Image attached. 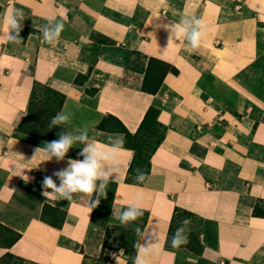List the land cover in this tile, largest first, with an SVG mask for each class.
<instances>
[{"label": "crops", "instance_id": "0c3cea01", "mask_svg": "<svg viewBox=\"0 0 264 264\" xmlns=\"http://www.w3.org/2000/svg\"><path fill=\"white\" fill-rule=\"evenodd\" d=\"M0 6V227L21 234L9 244L0 233V263L10 252L30 264H96L106 226L136 204L147 214L139 243L155 245L148 264H264V96L244 75L262 56L264 0H0ZM13 9L23 11V27L31 29L19 43L6 39L4 18ZM192 16L205 25L199 48L185 37L169 45L170 26ZM60 21L59 38L44 43L43 28ZM151 58L178 70L154 92L144 90L157 84L149 80ZM35 81L66 97L58 113L69 116L60 124L74 143L60 162L43 151L51 141L17 131ZM151 106L159 109L164 139L144 181L128 183L134 151L121 146L123 133L99 124L114 116L136 133ZM85 133L86 142L75 139ZM88 144L118 152L114 164L102 161V171L115 168L106 196L45 198L44 176L59 185L53 173L69 159L83 160ZM95 199L100 203L91 208ZM46 206L65 213L61 226L44 219L53 210ZM176 207L202 220L200 254L181 257L168 246ZM119 254L105 264H117ZM120 264H127L123 253Z\"/></svg>", "mask_w": 264, "mask_h": 264}, {"label": "clouds", "instance_id": "9594fccd", "mask_svg": "<svg viewBox=\"0 0 264 264\" xmlns=\"http://www.w3.org/2000/svg\"><path fill=\"white\" fill-rule=\"evenodd\" d=\"M23 19L24 14L21 9H13L5 15L4 23L8 29L6 39L9 42L19 43L22 41L20 38V32L23 28ZM193 24H195L196 27H192ZM63 29L64 23L62 21L57 22L52 27L45 26L43 28V42L52 44L57 38H59ZM204 29L205 25L202 19L195 16L184 18L182 22L175 23L170 26L169 45L171 44L173 37H175V39L185 37L189 41L191 49L195 51L201 44V40L205 34ZM68 120L69 116L65 114L64 110H62L52 119L49 127L57 123H65ZM75 139L84 143L88 140V137L85 133L75 137ZM73 143V137L61 134L58 140L46 142V147L43 151L49 155L51 159L54 157L56 162H60L64 160L69 149L73 146ZM123 143L124 140L121 141V146ZM39 151H41L40 148L35 150L36 153ZM80 154L84 157L83 160L69 159L68 167L66 169L53 173V175L59 179V185H57L51 176H44L42 180V195L45 198L54 196L57 199L67 200L70 202L73 200L74 194L77 193H83L91 197L94 192H98L99 194L106 196V188L110 182V178L114 174L115 168L110 167L108 170L102 171V161L108 164H114L118 156V152L101 151L92 144H88L87 147L81 150ZM136 172V180L138 182H143L145 174L139 169H137ZM97 181H100L99 187L97 186ZM49 189L51 191H49ZM99 203V199L92 200L90 207L95 208L99 205ZM142 215L143 211L138 207V205L130 204L120 213L118 218L121 225H127L132 221H136L137 218ZM182 223L186 225L189 224L190 221L185 218ZM137 233L140 234L139 228H137ZM188 242L189 238L185 229L183 227L177 228L172 237L171 246L178 249L182 245H186ZM134 247L136 248L137 253L134 264H148L147 257L152 252L155 245L151 241H147L145 244L137 242ZM122 252L123 250H121L119 255L114 256L117 264H120V255Z\"/></svg>", "mask_w": 264, "mask_h": 264}, {"label": "rangeland", "instance_id": "374dc122", "mask_svg": "<svg viewBox=\"0 0 264 264\" xmlns=\"http://www.w3.org/2000/svg\"><path fill=\"white\" fill-rule=\"evenodd\" d=\"M31 32V29L23 27L22 31L20 32V38L22 39L28 33ZM24 39V38H23ZM262 45H264V39L261 40ZM260 52L262 56L260 57V61L256 66H254L251 70H248L244 75L247 82L253 87L254 90L258 91V93L264 96V46H261ZM154 67V68H153ZM164 66L160 63L153 62L152 63V73L150 74L149 80H154L157 83L158 79L162 74V68ZM46 84H42L41 86L37 87L36 91V99H35V108L31 112L32 123L31 125H25V130L29 132H33L36 136L44 137L51 141L58 140L61 134L65 135V127L62 126L60 123L55 125H51V121L56 115L58 114L60 107L59 101L61 97L57 96L54 97L50 94V92L46 89ZM44 109L46 113L43 115L42 111L39 112L38 110ZM111 128L120 130L121 127L116 124V122L110 119ZM23 127V128H24ZM154 134H149V140L154 142L157 140L158 131L155 129L153 130ZM135 143H140V139L133 140ZM136 176H133V179ZM50 214V215H49ZM104 212L101 210L100 215L102 216ZM145 217V213L138 217L136 221H132L127 225H121L120 221L118 223H113L106 226V237L104 239V244L107 246L106 255L104 257H108L113 252L120 253L123 250V255L125 253L132 254L134 245L137 243L139 239V234L137 233V228L141 230L142 221ZM44 218L52 223H58L62 218V212L56 210H47L46 214L44 212ZM100 218V217H99ZM187 218L190 223L183 224L182 221ZM202 226V220L195 216H191L185 212H179L177 222L174 224V228L170 234L168 239V246H171L172 237L176 232V229L179 227H183L185 232L188 234L189 242L186 245H182L180 248L175 249L181 257L187 256H195L197 255L196 252L200 251L202 247L201 237H200V230ZM0 233L5 234V242H10L13 237L14 233L9 231L6 228L0 227ZM9 259H4L0 264H4ZM12 264H30L25 261H19L16 259L11 260ZM95 262V261H92Z\"/></svg>", "mask_w": 264, "mask_h": 264}, {"label": "trees", "instance_id": "16d2710c", "mask_svg": "<svg viewBox=\"0 0 264 264\" xmlns=\"http://www.w3.org/2000/svg\"><path fill=\"white\" fill-rule=\"evenodd\" d=\"M0 11H1V6H0ZM28 30H30V29H28ZM153 62H159L160 64H162L164 66L162 68V74H161L160 78L158 79L157 84L154 87V89L147 88V85L144 84V90H152L154 92L160 86V84H161V82H162V80H163V78H164L166 73H168L169 71H172L173 73L177 74L178 70L175 67H172L170 64L162 62V61H159V60L154 59V58H151L150 61H149L150 67L152 66ZM146 82H147V80H146ZM42 84L43 83H41V82L35 81L33 89H32V93H31V96H30V102H29V106H28L27 115L24 117L22 122L19 124V126L17 128V131L26 133V134H28L30 136H34V137H36L38 139H42V140H45V141H51V140L46 139L44 137L36 136L33 132L26 131L25 127H24L25 125H29V124L31 125V123L33 122L32 119H30L31 112L33 111V109L36 106L34 101L36 99L37 87L41 86ZM46 89L50 92V94L52 96L61 97V100L59 101V107L61 108L63 103H64V100L66 98L65 95L63 93H61V92L49 87L48 85L46 86ZM41 111L43 112L42 113L43 115L46 113V111L44 109H40V110H38V114ZM158 113H159V109H157L156 107H152L151 106L150 109L148 110V112L146 113V116L143 119V121H142V123L140 125V128L138 129V131L136 133H131L122 124V122L120 120H118L114 116L104 117L103 121L99 124L100 129H104V130L105 129H109L107 124H110V122H109L110 119L114 120L116 122V124H118L121 127V129L117 130V131H120L121 133L124 134V143H123V145L125 147L130 148V149H132L134 151V157H133V160L131 162V165L129 167L128 174H127V177H126V182H128V183H139L136 179H133V176H136V174H137V172H136L137 169L141 170L145 174V176L150 172V159H151V156L156 151L158 146L161 144L162 140L164 139L165 132H166V127L157 120ZM154 129L156 131H158L159 133H158L157 140L152 142V141L149 140V134H154V132H153ZM138 139H140V143L133 142V140H138ZM46 208H51L53 210L58 211L57 209L49 207V206H46ZM179 212H185V213H187V214H189L191 216H195V217L199 218L198 216H196L195 214H193V213H191L189 211H186V210H183V209H181L179 207H176L175 213H174V216L172 218L171 225H170V234H171V232H172V230L174 228V224L177 222V218H178ZM64 217H65V213L62 212V218H61L60 222H58V223H52L51 221H49V222L52 223L55 226H61V223H62ZM146 221H147V214L145 213V217H144V219L142 221V226H141V230H140V234H139V239H138L137 242H140V239H141L142 232H143L144 226L146 224ZM12 232L14 233V237L9 242V244H12V243L16 242L21 237L20 233L14 232V231H12ZM202 247H201L200 251L196 252V254H200L202 252ZM106 248H107V246H105V244H103V248H102V252L103 253L100 256V258L97 259V263L96 264H105L108 261L109 257H104L105 256L104 252H105ZM136 254L137 253H136V248L135 247L133 249V253L132 254H129V253H125L124 254V257L127 260V264H134V260H135ZM4 259H9V261H7L4 264H12L11 260H13V259H16V260H19V261H22V262L24 261L23 259H21L19 257H16L15 255H13L10 252L6 253ZM85 261H86V263H90V262H88V258H86Z\"/></svg>", "mask_w": 264, "mask_h": 264}]
</instances>
